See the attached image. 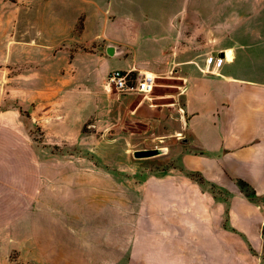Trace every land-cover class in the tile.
Here are the masks:
<instances>
[{"label":"rangeland","instance_id":"obj_1","mask_svg":"<svg viewBox=\"0 0 264 264\" xmlns=\"http://www.w3.org/2000/svg\"><path fill=\"white\" fill-rule=\"evenodd\" d=\"M162 2L0 0V172L4 166L10 185L23 186L30 209L12 228L0 225V264L117 263V252L104 244L105 230L118 228L119 213L127 214L120 223L132 228L130 215L140 212L134 183L151 179L152 172L166 174L172 142L142 139L145 126L125 112L142 96L125 98L106 92L104 84L118 64L134 60V37L121 38L117 30L133 22L120 17L151 22L150 10ZM179 14L210 32L201 45V29H190L199 48L224 46L233 54L243 44L245 57L261 64V0H187ZM85 21L89 30L82 35ZM155 82L153 95L162 90ZM189 179L203 183L198 174ZM222 181L223 188L205 191L223 214L231 196L240 208H264V195L246 181L228 174Z\"/></svg>","mask_w":264,"mask_h":264},{"label":"crops","instance_id":"obj_2","mask_svg":"<svg viewBox=\"0 0 264 264\" xmlns=\"http://www.w3.org/2000/svg\"><path fill=\"white\" fill-rule=\"evenodd\" d=\"M185 4L163 0L150 10L151 22L120 17L128 25L133 22V30L122 24L117 30L121 38L134 37L129 41L134 60L116 69L150 74L162 88L160 94L141 95L142 101L125 112L145 126L142 139L171 140L165 156L173 165L166 174L152 172L151 179L134 183L140 212L130 215L129 230L120 223L127 214H117L118 228L105 230L104 244L117 252L116 264H264V208H240L231 196L223 214L219 201L205 191L223 188L222 175L228 174L264 195V50L259 65L245 57L243 44L232 48L230 62L224 46L199 48L190 29H201V45L211 34L204 24L192 27L189 14H179ZM88 30L85 21L82 35ZM138 53L141 61L135 60ZM215 56L223 59L219 67L213 64ZM190 174H198L203 183L191 181ZM6 177L2 166L0 225L10 229L30 209L23 186L15 188Z\"/></svg>","mask_w":264,"mask_h":264},{"label":"built area","instance_id":"obj_3","mask_svg":"<svg viewBox=\"0 0 264 264\" xmlns=\"http://www.w3.org/2000/svg\"><path fill=\"white\" fill-rule=\"evenodd\" d=\"M222 60L220 56H215L213 61L214 66L219 67ZM154 87V76L118 69H114L107 74L104 84L106 92L114 90L121 95L135 94L142 95L143 97L150 94Z\"/></svg>","mask_w":264,"mask_h":264},{"label":"bare ground","instance_id":"obj_4","mask_svg":"<svg viewBox=\"0 0 264 264\" xmlns=\"http://www.w3.org/2000/svg\"><path fill=\"white\" fill-rule=\"evenodd\" d=\"M225 58H226V61H231L232 59V53L230 51H225Z\"/></svg>","mask_w":264,"mask_h":264},{"label":"water","instance_id":"obj_5","mask_svg":"<svg viewBox=\"0 0 264 264\" xmlns=\"http://www.w3.org/2000/svg\"><path fill=\"white\" fill-rule=\"evenodd\" d=\"M107 54L112 55L113 54V49L112 48H107Z\"/></svg>","mask_w":264,"mask_h":264}]
</instances>
